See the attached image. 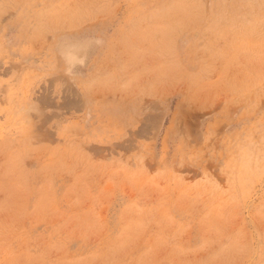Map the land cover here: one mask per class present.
<instances>
[{
    "label": "rangeland",
    "instance_id": "obj_1",
    "mask_svg": "<svg viewBox=\"0 0 264 264\" xmlns=\"http://www.w3.org/2000/svg\"><path fill=\"white\" fill-rule=\"evenodd\" d=\"M0 264H264V0H0Z\"/></svg>",
    "mask_w": 264,
    "mask_h": 264
}]
</instances>
